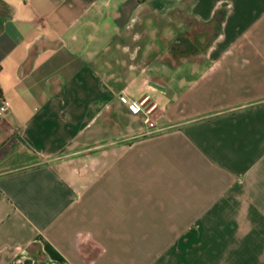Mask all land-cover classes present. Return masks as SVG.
<instances>
[{"label": "crops", "instance_id": "obj_1", "mask_svg": "<svg viewBox=\"0 0 264 264\" xmlns=\"http://www.w3.org/2000/svg\"><path fill=\"white\" fill-rule=\"evenodd\" d=\"M0 89V264H264V0H0Z\"/></svg>", "mask_w": 264, "mask_h": 264}, {"label": "rangeland", "instance_id": "obj_2", "mask_svg": "<svg viewBox=\"0 0 264 264\" xmlns=\"http://www.w3.org/2000/svg\"><path fill=\"white\" fill-rule=\"evenodd\" d=\"M173 21L177 25H181L183 32H181V39H185L186 41H183L181 43H176L174 45L175 52H181L187 55L188 59H194L195 54H199V51L202 49L204 50L206 45L208 44L210 38L213 36L216 26L213 24H206V23H200L196 22L193 19L189 18L188 15L183 12H174L173 15ZM166 56V55H165ZM191 56V57H190ZM162 56V60H170L173 64H176L178 58H172L164 57ZM183 57V56H182ZM182 60V59H181ZM149 80L159 81L156 78H152L151 76L148 77ZM161 80V79H160ZM160 82V81H159ZM148 105V104H147Z\"/></svg>", "mask_w": 264, "mask_h": 264}, {"label": "built area", "instance_id": "obj_3", "mask_svg": "<svg viewBox=\"0 0 264 264\" xmlns=\"http://www.w3.org/2000/svg\"><path fill=\"white\" fill-rule=\"evenodd\" d=\"M121 99L125 102H128V99L125 95H121ZM129 105L134 112L142 113L143 118H144L143 119L144 123L149 129H153L155 127V122L148 108H143L141 105H137L135 103H131ZM9 108H10V101L0 89V121L2 119V115L6 113Z\"/></svg>", "mask_w": 264, "mask_h": 264}, {"label": "trees", "instance_id": "obj_4", "mask_svg": "<svg viewBox=\"0 0 264 264\" xmlns=\"http://www.w3.org/2000/svg\"><path fill=\"white\" fill-rule=\"evenodd\" d=\"M219 22V20H217V23Z\"/></svg>", "mask_w": 264, "mask_h": 264}]
</instances>
